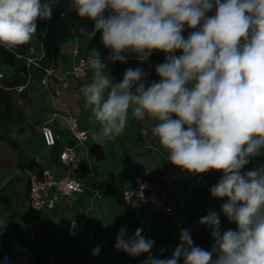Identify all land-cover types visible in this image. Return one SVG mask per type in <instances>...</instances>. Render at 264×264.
<instances>
[{
  "label": "clouds",
  "instance_id": "clouds-1",
  "mask_svg": "<svg viewBox=\"0 0 264 264\" xmlns=\"http://www.w3.org/2000/svg\"><path fill=\"white\" fill-rule=\"evenodd\" d=\"M70 7L93 22L92 36L102 33L111 63H126L124 53L141 61L165 54L155 67L159 81L149 83L150 73L137 67L114 82L92 50L93 78L80 89L99 125L92 138L103 144L119 137L130 109L138 120L151 117V135L172 165L223 173L209 191L227 198L221 212L237 225L221 232L220 215L210 210L198 223L210 229L211 249L196 246L182 228L170 258L152 255L155 241L142 228L127 238L121 228L115 248L132 257L147 253L142 264H264V166L240 171L264 154V0H72ZM52 11L41 0H0V45L28 43L37 19L50 20ZM99 252L97 245L92 255Z\"/></svg>",
  "mask_w": 264,
  "mask_h": 264
},
{
  "label": "crops",
  "instance_id": "crops-1",
  "mask_svg": "<svg viewBox=\"0 0 264 264\" xmlns=\"http://www.w3.org/2000/svg\"><path fill=\"white\" fill-rule=\"evenodd\" d=\"M58 5L53 9L47 29L34 35L30 40V47L35 51L34 45H37V52L36 56L31 52L29 58H34L37 65L31 67L28 64L26 70H21L15 66L0 64V74L3 72L0 77V192L8 194L17 206L18 201L22 202L20 209L4 212L2 221L3 217H9L11 220L13 215H17L16 219L19 220L21 217L26 223L30 218L26 171L22 186L14 183L15 177L21 175L23 171L18 165L21 159H35L42 167L60 171L61 149L64 146H74L83 167L86 190L83 194L62 198L53 209L43 212L39 218L37 238L43 226L52 225L55 228L54 249L65 251L72 246V241L85 239L93 244L94 248L99 245L103 251L115 246L116 236L121 228L127 230L126 238L131 237L137 228H142L143 231L154 234V241L164 239L169 242L167 249L171 252L166 248L164 252H167L170 258L178 246L170 242V238L179 233L174 229L176 226L173 228L158 226V222L163 219L176 224L183 221L184 226L188 219L186 208L197 207L203 199V196H197L196 193L195 198L191 195L197 186L194 182L195 174L182 170L167 160V153L160 146L158 139L151 135V129L157 121L147 115L143 120H138L131 115V109L124 132L115 140L100 144L101 150L96 148L94 153H91V146L97 143L92 138L93 129H98L99 125L92 117L91 109L86 106L80 89L93 78L94 70L92 69L87 77H79L72 73L79 55L93 57L92 52L87 54L84 48V39L91 20L76 19L74 10L69 6L66 17L59 22ZM73 27L75 31L72 30ZM185 28L188 36L191 30L187 26ZM33 39L36 41L34 44ZM75 49H78V54L75 53ZM94 50L106 64L105 72L114 82L121 81L128 68L143 69L144 61L133 53H124L128 57L126 63L119 61L111 63L106 59L111 55V50L106 48L102 41ZM181 54L182 52H179L177 56ZM164 60L165 57L158 58L155 62L158 65ZM42 66L53 68L55 74L47 76ZM60 78H65L67 85L62 84ZM66 112L74 114L81 128L89 131V138L85 144L76 143L63 118ZM45 125L51 126L60 135L57 145L45 146L41 133ZM33 135L40 136L42 145L48 148L49 159L44 163L41 160L42 147L39 149L28 145V137ZM100 152L104 155L102 159L97 158ZM101 174L104 177L99 181ZM137 174L145 175L147 179L165 190L169 200L177 207L176 217L154 212L147 205L137 201L132 203L123 201L122 191L134 185V177ZM97 189L103 190L101 201L94 197ZM23 193L25 199L22 201ZM188 201L191 203L187 204ZM72 221H75L74 235L70 234ZM149 224L151 229H146L145 226ZM186 228L191 230V234L199 230L194 222L187 223ZM119 253L116 257L117 264H140L143 257L141 254L132 257L123 251ZM99 255L98 262L92 264H104L102 253ZM53 260L58 264L63 263L62 256L56 253Z\"/></svg>",
  "mask_w": 264,
  "mask_h": 264
},
{
  "label": "built area",
  "instance_id": "built-area-1",
  "mask_svg": "<svg viewBox=\"0 0 264 264\" xmlns=\"http://www.w3.org/2000/svg\"><path fill=\"white\" fill-rule=\"evenodd\" d=\"M63 1L64 4L60 8L59 13V22L64 20L69 6L72 3V0ZM73 13L76 19L80 18L75 11ZM48 22L49 20H47L46 29ZM72 30L75 31V28L73 27ZM30 50L34 52L32 47H30ZM75 53L78 54V49H75ZM175 55L177 54L175 53ZM92 59L93 57L79 55L72 73L79 77H87L92 70ZM28 63H35L34 58H28ZM156 65L155 60L151 58L144 61L143 70L150 73L147 77L149 83L153 80L159 81V77L155 72ZM42 69L47 76L55 74L54 69L51 67L42 66ZM59 81L62 84L67 85L65 78H60ZM63 118L66 126L74 136L76 143L78 145L85 144L89 138V131L81 128L78 118L71 112H66ZM41 133L46 147L57 145L60 135L57 134L51 126H43ZM59 161L62 165L60 171H56L49 167H36L34 169L26 170L29 183L28 202L30 205V218L27 222V226L30 232L34 235H37L39 232V218L43 212L47 209H53L62 198H68L74 194H83L86 190L83 167L78 160L75 147L64 146L59 153ZM200 179H202V176H200ZM94 197L98 201H101L103 198V190H95ZM122 199L126 203H132L134 201L143 203L147 205L150 210L166 216H177V207L169 200L165 190L147 179L143 174H137L134 177V185L131 188L122 191ZM3 213L4 211L0 204V228ZM83 224H85V222H83ZM74 225L75 221H72L70 223L71 235L76 233L74 231ZM182 225L183 221H179L177 223V228L181 230ZM141 234L147 239L154 240L155 238L154 234L151 232L143 231Z\"/></svg>",
  "mask_w": 264,
  "mask_h": 264
},
{
  "label": "rangeland",
  "instance_id": "rangeland-1",
  "mask_svg": "<svg viewBox=\"0 0 264 264\" xmlns=\"http://www.w3.org/2000/svg\"><path fill=\"white\" fill-rule=\"evenodd\" d=\"M45 3H50L52 5V8L55 9L56 5H58L60 8L64 4L63 0H41V4ZM52 16V15H51ZM45 20V19H44ZM50 22V20H49ZM48 22V24H49ZM62 22V21H61ZM47 24V20H45V27ZM36 41L33 39L32 43L34 44ZM43 44V43H42ZM35 51L32 53V55L36 56L37 52V45L35 46ZM39 50L41 51V47H39ZM43 50V48H42ZM31 50H28V54L26 55L27 59V65L28 63V58L31 54ZM35 63H30L29 66H34L36 64V60L34 59ZM3 75L0 74V76ZM21 130V128H19ZM28 145L31 146L32 148L39 147V149L42 147V161L43 163L49 159L48 155V148L42 145V141L40 136L33 135L28 137ZM261 153H264V149H261ZM250 163L245 165L240 171L241 173H246L249 170H252L254 168H258L260 166H264V154L257 155L254 157H250ZM41 162V161H40ZM25 171H22V174L15 177L14 183H17L18 186H22L21 182L24 178ZM222 172H217V171H210L208 173L204 174H195L194 177V182L197 185L191 195L195 198V193L197 196H203L202 201L199 202L197 207L191 208L189 206L186 208V214H188V219L186 220V223L184 226L182 225L183 229L186 228L187 223L194 222L197 224L199 230L192 234V238L194 241V244L196 246H199L203 249H211V246L213 244V239L210 234V229L207 226L200 225L198 223L199 219L205 215L208 214L210 210L216 211L220 215V230L221 232L232 228L236 229L237 225L234 222H229L227 218L224 216V214L221 212V205L226 202L227 198H214L211 196V193L209 191V188L217 183V181L220 179L222 176ZM200 176H202V179H200ZM104 175L101 174L99 175V181L103 180ZM12 180V179H11ZM24 186V185H23ZM24 188V187H23ZM25 199V193L22 194V201ZM18 206L16 207V210L21 208V201H18ZM191 203L190 201L187 202V204ZM195 206V205H193ZM12 212V210H11ZM17 215H13L12 219L8 217H3V221L1 222V228H0V264H33L35 255L32 252L31 248H33L37 235L32 234L27 226V223L25 220H22L20 217V220L17 218ZM146 219H148V214L146 215ZM17 221V222H15ZM158 226L159 225H165L166 227H175V231L178 233L180 232V229L177 228L176 223H172L168 219H163L159 220ZM15 224V225H14ZM149 225H146V229H151ZM14 235L11 238L12 233ZM156 236L158 235L155 233ZM194 235H198L197 237H194ZM19 236H24L26 238H29V241L26 242V251L20 249L18 247V240ZM197 241V242H195ZM170 242L179 244V235H175L170 238ZM72 246H70L68 249L65 251H60L57 249H54L56 251V254H59L63 258V263L61 264H89V262L92 263H97L98 258H100V255H92V251L94 249V245L87 242L85 239L81 240H74L71 242ZM169 247V242L165 241L164 239H156L155 244L151 250V253L153 256L157 258H169L167 252H164L165 248L167 249ZM54 248V246H53ZM163 250V251H162ZM168 250V249H167ZM173 250V249H172ZM120 251L115 248V246L108 247L107 250H103L99 253H102V258L105 261L104 264H117L116 257L119 255ZM168 252H171V250H168ZM143 257L140 260V264L147 258V253H142L141 254ZM7 258V260H5ZM43 264H58L56 261L53 260L52 257H48ZM178 264H183V259H181Z\"/></svg>",
  "mask_w": 264,
  "mask_h": 264
},
{
  "label": "trees",
  "instance_id": "trees-1",
  "mask_svg": "<svg viewBox=\"0 0 264 264\" xmlns=\"http://www.w3.org/2000/svg\"><path fill=\"white\" fill-rule=\"evenodd\" d=\"M214 14H215V9L207 13L208 16H212ZM36 23H37V30L34 35L40 34L45 29L44 19L38 18ZM92 30H93V22L91 21L88 29V33L84 39V48L87 54L91 53L92 50L96 49L99 46L100 42L102 41L101 39L102 33L97 32L95 36H92L91 35ZM183 35L185 36V38H187L186 28L183 32ZM30 46H31L30 41L24 45L16 47L15 49H6L4 46L0 45V64L7 66H15L18 69L26 70L27 61L25 60L27 59L26 55L28 54V50L30 49ZM179 52H182V50H177L176 54H178ZM164 57L165 56L163 52L154 51L149 58L156 60L158 58L163 59ZM96 148H99L101 150L100 143H96L91 146L90 148L91 153H94V150ZM103 157L104 155L102 152L97 154V158L102 159ZM18 165L24 171H26L27 169L42 167L39 163H37L35 159H29V160L21 159ZM26 184L29 186L28 182H26ZM0 204L2 205L4 212L11 210L13 211L17 207L15 201L11 199L8 194L1 192H0ZM54 232H55V228L52 225L43 226L40 229V236L39 238H36V242L33 248H31L32 252L35 255L33 264H43L48 257H52L54 255L55 253L53 248ZM14 233L15 232L12 233L11 238L14 235ZM28 241L29 238H26L24 236H19L18 247L26 251L25 245L26 242Z\"/></svg>",
  "mask_w": 264,
  "mask_h": 264
}]
</instances>
